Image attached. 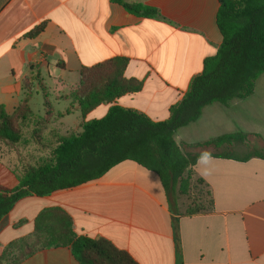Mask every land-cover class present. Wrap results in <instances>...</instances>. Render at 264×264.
I'll use <instances>...</instances> for the list:
<instances>
[{
    "label": "crops",
    "instance_id": "0c3cea01",
    "mask_svg": "<svg viewBox=\"0 0 264 264\" xmlns=\"http://www.w3.org/2000/svg\"><path fill=\"white\" fill-rule=\"evenodd\" d=\"M123 1L156 8L164 20L136 16L113 0H0V106L13 115L29 97L31 108L33 91L41 88L47 94L50 88L43 80V86L29 95L25 78L52 67L60 71L59 91L72 88L69 95L57 99L72 100L83 68L123 58L128 61L125 77L142 81L143 88L116 103L154 122L168 120L170 108L183 99L192 80L202 73L204 60L214 56L223 42L217 26L220 2ZM41 25L44 31L29 37ZM253 97L235 99L228 107H206L198 121L178 130L177 144L242 132L234 110ZM50 104V122L39 134L58 137L82 132L79 106L80 122L74 124L69 122L72 113L57 114ZM103 106L101 118L110 108ZM47 107L44 116L35 117H45ZM206 116L211 119L208 123ZM55 140L41 143L45 150L37 148L33 153L31 141L20 150L17 145L0 144V187H17L21 160L31 158L37 164ZM186 173L192 184L203 180L212 204L205 213L181 216L178 234L159 176L128 160L95 181L20 200L0 223V257L11 242L33 235L35 220L44 209L59 207L71 216L78 235L107 239L138 264H177V242L182 264H264V160L209 157L198 160ZM186 208L178 202L180 215ZM20 264L80 263L69 248L57 247L39 250Z\"/></svg>",
    "mask_w": 264,
    "mask_h": 264
},
{
    "label": "trees",
    "instance_id": "16d2710c",
    "mask_svg": "<svg viewBox=\"0 0 264 264\" xmlns=\"http://www.w3.org/2000/svg\"><path fill=\"white\" fill-rule=\"evenodd\" d=\"M113 2L136 16L164 20L156 8L123 0ZM219 2L217 26L223 42L214 56L204 60L202 73L192 80L183 99L170 108L166 121L154 122L116 103L121 97L138 93L143 88L142 81L125 77L126 59L115 58L81 70L80 83L71 98L81 112L82 132L56 137L49 145L47 157L18 170L17 187H0V223L29 195L49 196L95 181L116 165L130 160L159 176L171 212L176 216L173 227L178 234L181 216H194L208 210L204 205L191 204L184 215L179 214V196H188L193 186L191 175L186 173L188 168L209 157L240 162L251 158L264 160V154L257 150L243 157L224 151L245 141L247 136L241 133L197 144L178 145L175 140L178 130L198 121L206 107L228 106L235 99L251 97L258 79L264 75V0ZM44 27H37L29 37L38 36ZM58 66L65 68L64 63ZM36 86H43L40 72L24 80L29 94ZM29 100L25 98L13 115L0 106V144L12 147L29 144L22 128L33 114ZM46 105L48 114L42 119L34 117L36 137L42 126L49 123L53 112V106L48 102ZM103 105L110 106L103 118L86 121L89 113ZM203 184L202 179L197 180V185ZM57 247L69 248L80 264H138L128 252L118 249L107 239L78 235L71 216L59 207L44 209L35 220L33 235L7 245L0 264H20L39 250ZM177 264H182L178 242Z\"/></svg>",
    "mask_w": 264,
    "mask_h": 264
},
{
    "label": "rangeland",
    "instance_id": "374dc122",
    "mask_svg": "<svg viewBox=\"0 0 264 264\" xmlns=\"http://www.w3.org/2000/svg\"><path fill=\"white\" fill-rule=\"evenodd\" d=\"M59 73L60 71L57 70L55 67H52L50 71H48L47 69H44L43 72L40 73L41 80L42 81L44 80L46 82L47 86L50 88L49 89L50 93L45 94V92L41 88H36V90L33 91L31 108L34 114L31 115L26 125L22 127L23 132H24V137L28 141L32 142L31 143L32 145H30L29 147L30 153H33V151H35L37 148L39 150H45V148L42 147V144L44 143L48 144L53 139L55 140V137H56V136L52 137L50 134L46 132H44L43 135L42 133L38 134V137H36V135L34 134L35 124L37 123L34 120V117L35 116L42 117L45 115V108L47 107L46 99H47V102H50L54 105L55 111L57 114L58 113H62V114L72 113L73 115H71L69 118L70 123L75 124L78 121L80 122V119H79L80 113L79 111L78 112L76 111L78 108V104L74 100H71V99L69 100L57 99V97L60 95L61 96L69 95L70 91L72 90L71 87H68V88H65L63 91H59L61 90L57 88V81L59 78ZM44 90L47 91V88L45 87ZM29 95H32V93H30ZM228 106H224V107H228ZM103 109H104V106H101L95 109L93 112L90 113V115L88 116V119L90 121L99 120L101 118L100 112L103 111ZM234 113L238 115L236 119H238V123L240 124L239 130H242V132L240 133L241 134L245 133L247 138L245 139L243 143L233 144V146H230L228 149L224 151H228V152L239 154V155H247L250 152L257 150V151H260L262 154H264V75L261 76L256 83L254 97L250 99L248 102L242 103L240 107L234 110ZM210 120L211 119L210 118L208 119L207 116L205 117V121L207 123ZM247 126H252V127H247ZM40 137L43 138V141L39 139ZM17 146L19 150L27 147L22 144H19ZM18 152L20 153V151ZM37 153L39 154L38 151ZM20 155L23 156L24 154L21 153ZM25 164H28V165L35 164L34 159L30 158V159L21 160L19 169H21L23 166H26ZM179 202L180 204H182L184 208L186 206L188 208L191 204L204 205L205 207L209 208L210 196L207 194V189L204 186L193 183V186L191 188L189 195L179 196ZM187 208H186V211H187Z\"/></svg>",
    "mask_w": 264,
    "mask_h": 264
}]
</instances>
